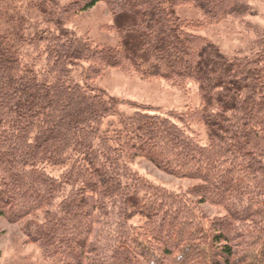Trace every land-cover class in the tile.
<instances>
[{
  "label": "trees",
  "instance_id": "1",
  "mask_svg": "<svg viewBox=\"0 0 264 264\" xmlns=\"http://www.w3.org/2000/svg\"><path fill=\"white\" fill-rule=\"evenodd\" d=\"M99 1L85 0L76 11H86ZM243 1L105 0L119 36L117 47L96 50L57 27V38L31 41L36 49L48 44L44 50L52 66L42 79L0 41V217L15 222L45 210V225L35 224L31 239L63 252L69 264L84 260L130 264L126 255L131 245L126 239L113 249H97L86 238L98 215H108L106 202L115 199L122 206L120 227L134 216L150 224L164 213L152 232L160 247L166 246L162 242L167 227L188 231L178 239L207 240L209 233L199 232L179 213L186 210L181 200L167 203L171 197L141 181L123 183L131 178L123 160L143 159L163 174L197 181L185 195L225 212L210 227L209 243L221 249L210 246L208 264L249 259L246 254L236 257L235 241L246 237L235 231L246 222L252 226L257 219L264 222V34L256 59L230 60L214 45L185 33L175 17L176 8L190 5L206 22L238 19L249 12ZM80 64L87 65L86 78L76 83L70 73ZM102 68L176 85L194 83L201 108L190 118L204 128L207 144L202 147L187 136L183 124L190 121H180L182 116L177 119L179 127L170 119L149 116L145 109L105 126L107 118L118 116L117 104L88 82ZM64 167L70 171L60 182L53 170ZM63 186H71V191L54 203L64 193ZM57 227L63 235L56 234ZM261 232L254 243L262 250L249 253L255 258L252 264H264ZM192 245H186L183 254ZM207 253L199 252L201 258Z\"/></svg>",
  "mask_w": 264,
  "mask_h": 264
},
{
  "label": "rangeland",
  "instance_id": "2",
  "mask_svg": "<svg viewBox=\"0 0 264 264\" xmlns=\"http://www.w3.org/2000/svg\"><path fill=\"white\" fill-rule=\"evenodd\" d=\"M84 2L85 0H0V41L13 48L21 64L33 70L40 79L44 78L43 75H46L52 66L49 52L46 53L44 50L48 44L47 41L43 42L36 49L32 47L34 44L31 41L35 38L41 39L40 37L47 40L57 38L58 28L61 33L67 34L68 38L86 43L90 48L96 50L116 48L119 36L113 28L112 14L105 0L97 2L94 7L86 11L77 12L76 10ZM243 2L246 3L249 12L238 19L227 17L206 22L201 13L190 5L176 8L175 17L179 19L178 25L185 33L214 45L227 59L254 60L262 50L260 42L264 34V0ZM86 66L80 64L71 71L73 82L78 83L86 78ZM44 80L51 81L46 78ZM88 82L90 86L102 92L105 98L117 104L118 116L107 118L104 121L105 126L114 125L117 117L130 118L138 109H145L149 116L170 119L174 124H178L177 119L182 116L183 120L179 119L180 121H190L183 124L187 136L202 147L207 144L204 128L190 118L201 108L198 88L194 83L176 85L161 79L143 78L136 73L114 68H102L98 77ZM178 125L182 127L181 124ZM123 163L127 164V173L131 176L129 181L124 179L123 183L131 185L133 180L141 181L143 185L171 197V199L164 198L167 199V203L181 200L186 210L179 213L186 217L185 220L190 221L193 228H199V232H207L212 236L211 224L221 219L225 212L206 203H197L196 198L185 195L189 189L199 184L197 181L177 179L163 174L143 159L131 161L126 159ZM68 167L53 170V176L61 182L63 175L70 171ZM62 189L64 193L61 192L54 203H59L63 195L66 196L71 191V186L67 188L63 186ZM149 193L154 194L152 190ZM107 202L108 215H98V222L86 233L87 242L97 249L104 247L107 249L108 246L113 249V246L118 247V243L126 239L127 245H131L132 250L129 249V255H126L130 264H208L209 256L212 255L210 246L213 249L218 247L209 243L210 235L207 240L198 243L196 237L178 239V236L186 237L187 230L167 227L168 234H165L162 245H166L163 247L168 248L165 250H168L169 254H165L164 248L157 245L152 235L154 224L163 218L164 213L153 218L150 224L147 222L149 220L134 216L126 222V226L120 227L118 224L122 218L119 213V209L122 208L121 203L118 199ZM149 202L153 205L158 204L155 200ZM50 210L55 212L53 208ZM44 213L40 211L15 222L0 217V264H69L63 252L49 249L31 239V230L35 229L36 225H45ZM257 220L256 226L246 222L241 228H236L235 233L246 237L242 242L235 241L236 257L240 258L245 254L249 257L237 264H252L255 258L253 259L254 256H250L249 253L256 255L262 250L261 244L254 243L256 236L259 234L262 236L261 231L264 230V222ZM79 227L77 229H80ZM55 229L60 230L59 227ZM119 231H123V236ZM63 233V230H60L56 234L61 236ZM191 244H193L192 248L183 254L186 245ZM206 250L207 258H201V254ZM74 261L73 259L70 262ZM88 263L86 260L82 262V264ZM111 264L119 263L113 260Z\"/></svg>",
  "mask_w": 264,
  "mask_h": 264
}]
</instances>
